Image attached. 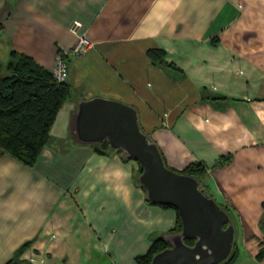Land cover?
<instances>
[{"label": "crops", "instance_id": "crops-1", "mask_svg": "<svg viewBox=\"0 0 264 264\" xmlns=\"http://www.w3.org/2000/svg\"><path fill=\"white\" fill-rule=\"evenodd\" d=\"M75 20L94 46L68 58L49 142L33 165L0 146V264H139L176 227L137 159L74 140L95 96L134 106L169 167L200 162L235 226L228 264H264V0H0V72L12 51L52 70Z\"/></svg>", "mask_w": 264, "mask_h": 264}, {"label": "water", "instance_id": "water-1", "mask_svg": "<svg viewBox=\"0 0 264 264\" xmlns=\"http://www.w3.org/2000/svg\"><path fill=\"white\" fill-rule=\"evenodd\" d=\"M70 130L78 143L98 145L107 139L111 150L137 159L142 165L137 179L147 199L178 210L182 228L163 235L170 245L157 251L150 264H217L231 256L235 226L229 212L194 175L167 166L134 106L102 96L79 100Z\"/></svg>", "mask_w": 264, "mask_h": 264}, {"label": "trees", "instance_id": "trees-1", "mask_svg": "<svg viewBox=\"0 0 264 264\" xmlns=\"http://www.w3.org/2000/svg\"><path fill=\"white\" fill-rule=\"evenodd\" d=\"M70 94L71 86L68 81H57L52 70L41 66L27 54L12 51L5 73L0 72L1 148L25 163L33 165L49 142L50 127L61 105ZM93 146L98 151L110 149L107 139ZM116 150L120 152V149ZM204 170L200 162H193L180 172L194 175L201 184L200 177L204 175ZM141 171L140 164L139 173ZM160 205L172 207L178 213L176 207L172 205ZM181 228L182 223L178 214L177 225L171 231H178ZM186 241L192 244L194 240L186 239ZM168 245L170 242L163 236L156 238L148 252L137 258L139 264H150L154 254ZM261 254H264V247ZM228 259L217 264H228L230 262Z\"/></svg>", "mask_w": 264, "mask_h": 264}, {"label": "built area", "instance_id": "built-area-1", "mask_svg": "<svg viewBox=\"0 0 264 264\" xmlns=\"http://www.w3.org/2000/svg\"><path fill=\"white\" fill-rule=\"evenodd\" d=\"M82 22L75 20L71 25V31L76 34L77 39L69 49L60 50L56 57L53 66V75L59 82H65L70 77V62L69 57L77 58L86 54L93 46L94 42L84 32L81 31Z\"/></svg>", "mask_w": 264, "mask_h": 264}, {"label": "rangeland", "instance_id": "rangeland-1", "mask_svg": "<svg viewBox=\"0 0 264 264\" xmlns=\"http://www.w3.org/2000/svg\"><path fill=\"white\" fill-rule=\"evenodd\" d=\"M163 117H164V119H165V120H163V121H164V123L166 124V123H167V119H166L167 114L165 113V114L163 115ZM109 150H110V149H109ZM113 151H117V150H113ZM118 152H119V151H118ZM139 171H140V165H139V169H138V171H137L135 174H138ZM204 176H205V174L202 175V176L200 177V179H201V180L204 179ZM135 179H136V176H135ZM136 181H137V179H136ZM165 234H166V233H165Z\"/></svg>", "mask_w": 264, "mask_h": 264}]
</instances>
